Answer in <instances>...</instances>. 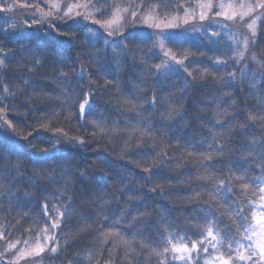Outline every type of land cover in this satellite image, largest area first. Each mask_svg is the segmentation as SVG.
<instances>
[{
	"label": "snow or ice",
	"instance_id": "1",
	"mask_svg": "<svg viewBox=\"0 0 264 264\" xmlns=\"http://www.w3.org/2000/svg\"><path fill=\"white\" fill-rule=\"evenodd\" d=\"M0 14V264H264V0Z\"/></svg>",
	"mask_w": 264,
	"mask_h": 264
},
{
	"label": "trees",
	"instance_id": "2",
	"mask_svg": "<svg viewBox=\"0 0 264 264\" xmlns=\"http://www.w3.org/2000/svg\"><path fill=\"white\" fill-rule=\"evenodd\" d=\"M29 2L31 3L32 0H29ZM154 2V0H153ZM3 14H0V18H2ZM154 62H158V61H154ZM201 67H203V65H201ZM206 88L211 87V85H206ZM195 97L197 99H199L201 96L204 95L203 92H195L194 93ZM194 111V109L189 106L188 108V112L189 115H191V113ZM193 126H195V122H193ZM139 172V170H137ZM190 173H182L180 178H184L187 175H189ZM164 175L165 176H171L172 177V182H173V187L172 188H166L163 198L161 197H155V198H150L148 203L150 207H155V206H160L161 208L164 209H168L169 210V215L170 217H172L173 219H176L177 222L182 223V216L181 214L183 213L184 215H187L186 212H184V208L190 207V205H188V203L186 201L183 200V197L190 195V191H189V186L188 185H184V186H175L176 185V179H177V173L175 172H171L169 173L167 170L164 171ZM143 183V181H141ZM73 223H75V221H73ZM28 225L26 224L25 227H27ZM65 232L69 231V228H65L64 229ZM153 235L155 236V234L153 233ZM189 235H191V233H189ZM158 239V237H156ZM195 238V237H193ZM92 236L91 235H87V236H83L80 238V243H78L77 245H75V248H80V247H84L86 246L88 241H91ZM74 249H70L69 251L71 252ZM43 264H53L52 261L49 260H44ZM55 264H60V261L57 260L55 262Z\"/></svg>",
	"mask_w": 264,
	"mask_h": 264
},
{
	"label": "rangeland",
	"instance_id": "3",
	"mask_svg": "<svg viewBox=\"0 0 264 264\" xmlns=\"http://www.w3.org/2000/svg\"><path fill=\"white\" fill-rule=\"evenodd\" d=\"M3 249L2 248H0V251H2ZM34 264H39V262H34Z\"/></svg>",
	"mask_w": 264,
	"mask_h": 264
}]
</instances>
